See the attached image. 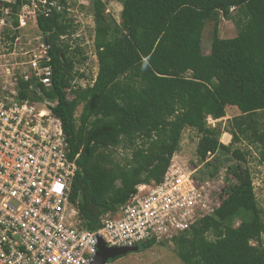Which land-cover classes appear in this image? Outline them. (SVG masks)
<instances>
[{"label":"trees","instance_id":"16d2710c","mask_svg":"<svg viewBox=\"0 0 264 264\" xmlns=\"http://www.w3.org/2000/svg\"><path fill=\"white\" fill-rule=\"evenodd\" d=\"M36 1L49 11L47 17L38 12L36 26L47 43L51 83L45 88L19 81L18 95L56 103L51 111L80 169L71 201L84 229L95 230L99 218L125 205L138 185L159 183L186 129L199 136L195 158L208 177L231 160L246 163L249 151L234 148L241 143L264 163V0H115L120 24L105 16L102 1L93 0L98 72L92 86L76 88L75 78L83 75L74 72L68 46L60 44L74 33L67 1ZM27 2H0V19L9 8L14 29H4L2 42L13 45L18 38V16ZM220 19L234 21L236 37H218ZM209 23L205 55L202 35ZM228 108L239 115L227 130L207 126V117L219 121ZM222 133L231 136L228 145L220 143ZM122 143L129 156L121 164L115 150ZM216 154L225 159L213 160ZM229 173L236 185L220 208L173 239L182 264H264V220L249 169L235 165Z\"/></svg>","mask_w":264,"mask_h":264},{"label":"built area","instance_id":"2783aa9c","mask_svg":"<svg viewBox=\"0 0 264 264\" xmlns=\"http://www.w3.org/2000/svg\"><path fill=\"white\" fill-rule=\"evenodd\" d=\"M9 11L0 19V45ZM43 12L47 17L49 11ZM24 18L19 14L17 30L27 25ZM47 62L42 41L27 60L0 65V264H91L100 240L110 249H139L148 242L172 246L220 208L236 180L230 174L228 182L227 167L206 176L194 150L187 161L173 155L159 183L138 185L125 205L99 218L95 230L84 229L71 201L80 169L51 111L56 103L18 95L19 81L49 87ZM215 122L206 118L208 127Z\"/></svg>","mask_w":264,"mask_h":264},{"label":"rangeland","instance_id":"374dc122","mask_svg":"<svg viewBox=\"0 0 264 264\" xmlns=\"http://www.w3.org/2000/svg\"><path fill=\"white\" fill-rule=\"evenodd\" d=\"M7 1V2H5ZM17 0H0L2 4L12 5ZM23 1V0H20ZM28 1L26 5H22L19 12L20 16L25 17L27 25L18 29V38L9 45L6 42H2L0 45V65H5L9 62L27 60L29 57L35 55L39 46L42 44L43 39L36 26V16L39 11H42L45 6L44 1L36 0H24ZM67 17L73 21L74 33L71 36L63 37L61 45L68 46V57L73 58L74 72H78L83 75L81 79L75 78L73 82L74 88L92 86L97 72L98 64L95 56L94 39H95V23L93 19V0H66ZM105 4V16L113 20L116 24H120L121 6L115 0H100ZM0 8H3L0 5ZM4 10H1L3 13ZM234 12L232 13V15ZM10 15V14H9ZM4 29L12 30L11 19L9 16L4 18ZM218 37L222 39H232L236 37L237 30L235 28L234 21L222 20L219 21ZM212 23L206 24L202 35V47L203 53L207 55L209 53L211 38H212ZM42 40V41H41ZM45 42V41H44ZM11 46V50L9 47ZM1 90V89H0ZM69 99L72 98L71 93L68 94ZM81 106H79L75 113V118L80 115ZM239 115V112L235 108H228L226 110V117L216 121L214 127L217 125L221 130H227L229 121ZM222 133L219 141L221 144L228 145L231 141V136L226 135L222 138ZM199 136L193 130L186 129L183 131L182 140L180 143V151L174 154L178 160H185L196 148ZM234 148H238L242 151H249L250 154L246 157V163H238L235 160H231L228 164L222 166L221 169L226 166L241 165L243 168H248L253 183L254 194L258 203V207L262 213V219L264 220V163L260 161L258 151L252 150L246 143L236 145ZM125 145L122 143L116 150L115 156L117 161L122 164V157L129 156V152L125 150ZM214 159H220L223 161L225 158L219 154L215 155ZM229 166V167H230ZM229 167L227 170V179L229 182ZM204 170V167H203ZM235 183H229L227 186L225 195L228 196L229 191L235 186ZM262 244L264 245V234L261 236ZM106 264H182L181 260L176 256L174 247L171 245L154 244L150 248L137 249L135 252L128 253L114 260H109Z\"/></svg>","mask_w":264,"mask_h":264},{"label":"water","instance_id":"95a60500","mask_svg":"<svg viewBox=\"0 0 264 264\" xmlns=\"http://www.w3.org/2000/svg\"><path fill=\"white\" fill-rule=\"evenodd\" d=\"M45 45H47L45 41ZM138 248H125V249H110L107 248L104 243L100 240L98 245V252L94 257L91 264H106L109 260H114L123 255L131 252H135Z\"/></svg>","mask_w":264,"mask_h":264},{"label":"crops","instance_id":"0c3cea01","mask_svg":"<svg viewBox=\"0 0 264 264\" xmlns=\"http://www.w3.org/2000/svg\"><path fill=\"white\" fill-rule=\"evenodd\" d=\"M226 135H227V134H223V135H222V138H225L224 136H226Z\"/></svg>","mask_w":264,"mask_h":264},{"label":"clouds","instance_id":"9594fccd","mask_svg":"<svg viewBox=\"0 0 264 264\" xmlns=\"http://www.w3.org/2000/svg\"><path fill=\"white\" fill-rule=\"evenodd\" d=\"M45 43V42H44ZM45 46H47V45H45Z\"/></svg>","mask_w":264,"mask_h":264}]
</instances>
